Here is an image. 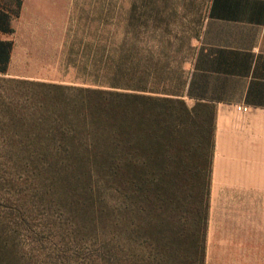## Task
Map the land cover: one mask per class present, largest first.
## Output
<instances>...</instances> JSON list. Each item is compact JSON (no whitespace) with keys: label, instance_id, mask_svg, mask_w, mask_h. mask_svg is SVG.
<instances>
[{"label":"rangeland","instance_id":"1","mask_svg":"<svg viewBox=\"0 0 264 264\" xmlns=\"http://www.w3.org/2000/svg\"><path fill=\"white\" fill-rule=\"evenodd\" d=\"M22 1L9 35L10 74H0V264H152L149 247L162 233L158 200L148 202L149 192L148 204L134 199L143 209L137 216L127 182L96 174L90 159L60 158L59 141L36 140L52 129L38 84L153 89L193 107L186 84L211 0ZM210 110L198 106L186 135L190 176L179 213L187 225L204 182L201 137H208ZM260 194L241 198L212 180L206 264H225L224 255L247 256L234 264H264Z\"/></svg>","mask_w":264,"mask_h":264},{"label":"trees","instance_id":"2","mask_svg":"<svg viewBox=\"0 0 264 264\" xmlns=\"http://www.w3.org/2000/svg\"><path fill=\"white\" fill-rule=\"evenodd\" d=\"M22 6V0H0L1 33L15 32L13 21L20 17ZM13 49V40L0 39V74L7 72ZM38 86L52 129L39 132L36 140L59 141L63 152L60 158L90 159L95 162L96 174L127 182L131 207L137 216L143 209L133 203L136 199L148 204L145 197L149 202L153 195L152 200H158L154 207L162 233L157 243L149 247L152 264H206L215 107L203 104L211 109L213 119L208 137L205 133L201 137L208 145L201 152L207 157L206 163L199 166L204 182L198 192L193 223L187 225L190 221L179 213L183 207L179 196L185 193L190 176L184 145L191 125L199 119L197 109L202 103L189 107L177 94L97 83L95 88L47 83ZM155 181L156 186L151 189ZM118 249L116 256L120 259V243Z\"/></svg>","mask_w":264,"mask_h":264},{"label":"crops","instance_id":"3","mask_svg":"<svg viewBox=\"0 0 264 264\" xmlns=\"http://www.w3.org/2000/svg\"><path fill=\"white\" fill-rule=\"evenodd\" d=\"M9 35L0 32V39L13 40ZM185 99L215 107L213 184L226 191L235 188L241 198H259L264 189V116L236 107L264 113V0L210 1ZM223 258L234 264L247 256Z\"/></svg>","mask_w":264,"mask_h":264},{"label":"built area","instance_id":"4","mask_svg":"<svg viewBox=\"0 0 264 264\" xmlns=\"http://www.w3.org/2000/svg\"><path fill=\"white\" fill-rule=\"evenodd\" d=\"M237 110L241 113H248L251 111V108L248 106H244V105H237Z\"/></svg>","mask_w":264,"mask_h":264}]
</instances>
